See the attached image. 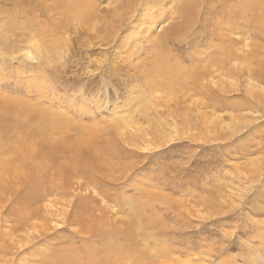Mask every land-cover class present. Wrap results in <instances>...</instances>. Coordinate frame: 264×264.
<instances>
[{
    "label": "rangeland",
    "instance_id": "rangeland-1",
    "mask_svg": "<svg viewBox=\"0 0 264 264\" xmlns=\"http://www.w3.org/2000/svg\"><path fill=\"white\" fill-rule=\"evenodd\" d=\"M32 1L24 11L19 0H0V112L4 114L0 116V149L2 141L7 148L15 142L14 116L24 109L33 108L28 116L40 110L50 122L47 127L42 124L31 127V139L28 143L26 137L23 139L30 150L23 149L25 144H18L7 152L0 150V172L5 174L3 169H9L5 175L13 189V192L8 191L7 197H2L0 191V212L5 217L14 218L18 213L27 218L21 222L24 230L15 231L20 222L13 220L7 227L2 225L5 231L0 235L6 239L11 253L7 257L0 256V262L11 258L13 264H52L50 258L55 253L70 250L68 243L74 236L71 228L47 234L43 223L49 222L51 215L44 211L42 217L46 219L37 220L35 213L32 218L24 208L17 209L19 197L29 189L27 178L32 173L27 171L37 166L44 178L39 183L45 182L46 168L49 175L45 186H61L48 197L58 204L57 208H62L63 186L56 179L52 180L51 175L90 187V199L86 201L91 209L85 208L89 213L81 210L80 217L74 219V227L82 232L77 236L90 241L84 233L93 226L91 214L103 215L98 219L110 231L112 244L118 248L117 256L121 257L118 262L264 264L261 258L264 256V169L256 172L257 162L264 159V114L245 109L244 86L239 88L243 93L239 91L234 96L236 91L228 95L222 92V95L221 91L212 92L193 79L186 87L180 84L184 89L176 82L179 93L173 94L175 87L162 82L164 74L159 64H155L157 59L153 53L164 39L162 27L176 23L178 20L174 18L177 13L180 15L178 10L183 1L193 0H144L148 1L149 8L143 16L149 14L151 20L154 15L158 16V24L143 25L146 21L142 18L137 21L131 18L120 28L119 22L107 23L109 14L105 0H91L97 3V10L90 0H83L80 7H73L66 15L60 8L67 0ZM45 1L54 4L46 9ZM196 1L198 13L188 26L178 28L177 32L178 40L189 39L176 50V58L164 60L166 70L183 67V74L192 71L195 51L209 52V59L212 52H219L211 46L217 41L213 37L215 23L224 21L228 26H235L238 22V15L231 13L230 8L236 4L234 0ZM259 1L255 0V14L263 19L264 1ZM81 13L88 14L85 20L80 19ZM97 21L101 27H108L113 37L104 42L99 40L96 35L104 33L99 31L98 34L92 26ZM260 26L258 22L255 30ZM238 32L237 37L241 39L243 35ZM260 37L252 39L264 45V37ZM257 54L262 58L258 55L259 59L253 61L259 81L264 80V48L257 49ZM213 76L215 81L212 77L208 79L220 81L218 74ZM153 82L159 83L156 88L151 85ZM213 94H220V98L212 101ZM225 96L231 101L224 102ZM3 110L10 111L4 113ZM128 120L135 125L125 122ZM237 120L248 127L239 137H231L227 132L237 127L233 125ZM50 124L58 131L50 129ZM37 131L41 139L58 138L71 144L80 136L90 139L91 147L86 152L94 156V163L102 166L101 174L95 168L93 172L74 166L73 171L69 169L68 174L63 175L68 158L52 154L45 140L42 142L38 136H33ZM92 179L97 186L102 183L101 191ZM100 192L102 195L97 198ZM105 200L117 208L96 212L93 205L97 202L106 205ZM124 217L133 225L124 224ZM32 227L39 237L34 242L42 240L35 246L29 237L34 233L29 232ZM24 243L27 245L22 246ZM78 244L81 247L82 244Z\"/></svg>",
    "mask_w": 264,
    "mask_h": 264
},
{
    "label": "bare ground",
    "instance_id": "bare-ground-1",
    "mask_svg": "<svg viewBox=\"0 0 264 264\" xmlns=\"http://www.w3.org/2000/svg\"><path fill=\"white\" fill-rule=\"evenodd\" d=\"M220 1L223 2V0H220ZM261 1H259V2H261ZM19 2L22 5L23 10L26 11L27 4L29 5L30 4L29 2H33V1L32 0H19ZM104 2H105L104 4L107 6L106 12H108V14H109V17L107 19V23L110 20L113 24H116L117 22H119L120 23L118 26L119 28L121 27L122 23H125L127 20H130L131 18H132V20L134 19L136 21L139 20L140 18H142L141 19L142 21H144V22L146 21L143 25H145L146 23H148L150 25H152V24L155 25L157 23L158 16L155 17V15H154L152 20L149 19L151 17L149 14L148 15L146 14L145 16H143V12L144 11L146 12L149 8V6L146 5L148 1L146 2L144 0H105ZM234 2H236V4L230 8L232 9L231 13H235L236 15H238V22L236 23V25L235 26H232V25L228 26L226 22L224 23V21H220V22L218 21L219 23L218 22L215 23V27L213 30V37L218 42L213 41L211 46L212 47L215 46V48L219 52L218 53L212 52L210 59H209V52H202L200 50L195 51L194 56H196V57L195 58H194V56L192 57L193 63L191 65V68L193 70L189 71V72H184L185 74H183V72H182L184 70L183 67L178 68V69L175 68L176 69L175 71H171L170 69L166 70L165 67L167 65H166V62H164V60H169V59L172 60V59L176 58V55L174 54L176 52V50L183 47L182 44L189 39V37L188 38L185 37L181 41L178 40V38H177L178 28L184 27L185 25L188 26L189 24H187V23L193 20L195 13H198L197 5H199V3L196 0L188 1V2L183 1L184 4L181 5V8L178 10L180 15L177 13L176 17L174 18V20H178V21H176V23H174V24H171V25L169 24V26L166 28L162 27L163 28L162 30L164 33V39L162 40V42L159 46L158 45L156 46V48H155L156 52L153 53L154 56L156 55V59H157L155 61V64H157V65L159 64L158 67L161 69V71L164 74V77L162 78V82L163 81L166 82L167 85H169L168 87H170V86L172 87V85L175 87L172 90V92H174L173 94H175L177 91L179 93V90L177 88L178 85H176V82L179 84V86H180V84L181 85L183 84L184 85L183 87H186L187 82H191L190 80H193V79H195L193 81L197 80L198 82L203 84V87L207 86L209 89L212 90V92L221 91V93L219 92L220 94H222V92H224V94L227 92V95H228L229 93L231 94V93L236 91L234 96L238 95V92L241 91L239 88L241 86H244L245 91H244V99L242 100V102H244L245 103L244 105L247 106V108H245V109L252 110V111L255 110L256 114H261V112L264 114V88L263 89L261 88L262 86H264V85H262L264 80L260 79L259 81H257V79H256V68L257 67L254 65V62H253L254 59L258 58L257 56L259 55V54L255 55L257 49L264 48V45H261L260 43L254 42V41H257V40H255L256 39L255 36L259 35V36H261L260 38L264 37V18L262 19L260 16L259 17L261 19L257 18L256 14H255L256 13V11H255L256 6L255 5L257 3L255 2V0H234ZM90 3H91V0H90ZM53 4L45 1V4L43 6H45L46 9H50L48 6L53 5ZM62 4H64V2ZM82 4H83V0H75V2H74V0H67V3L64 5V7L62 6L60 9L62 10V13L64 15H66L67 12L69 13L70 11H73V7H76L78 5L80 7ZM69 5H71L72 7H69ZM91 5L95 6V10H97V3L96 4L91 3ZM149 5H150V3H149ZM226 7H229V5L225 6L224 10L226 9ZM158 8L160 9V7H158ZM158 8H156V9H158ZM27 11L29 12V9H27ZM151 13H152V11H151ZM80 15H82V16H79L80 19L85 20V17L88 14L81 13ZM156 15H157V13H156ZM262 15L264 16V12L262 13ZM117 18H119V20ZM247 19H248V21H247L248 24L247 23L244 24V21H246ZM101 20H103V18H101ZM158 20H160V19H158ZM99 21H97L98 24H100ZM258 22H259V25H261V26L258 30H255V26L258 24ZM97 23H94V25H92L95 28L96 32L98 34H100L99 31H102V33H104L103 36L96 35V37L99 40L104 42L105 40H109V37H113L112 36L113 34L110 32L108 27H105V26L101 27V24L99 26ZM161 23H162V21H161ZM161 26H163V25H161ZM141 27L142 26H139L140 29H141ZM123 30H124V28H123ZM130 30H128V32ZM238 31H240L242 33L241 35H243V37L241 39H239L237 37V36H239ZM193 33L195 34L196 31H193ZM134 34H135V31H134ZM196 37L197 36H195V38ZM252 38H255V39H252ZM135 40H136V38H135ZM106 42H108V41H106ZM156 42H158V41H156ZM227 42H229V43L226 46ZM215 43H217V44H215ZM197 46H199V44L196 45V47ZM125 51H126V49H125ZM128 51H129V49H128ZM240 52H242V53H240ZM129 55H130V53H129ZM174 55H175V57H174ZM260 58H261V56H260ZM197 60H198V62H197ZM152 62H153V60H152ZM178 62L180 64H182V61L181 62L178 61ZM260 62H262V60ZM150 67L152 69V66H150ZM204 68L206 71L203 70ZM162 69H165L166 71L165 70L163 71ZM260 69H263V68H260ZM214 74L219 75L220 81L218 80V82L217 81L214 82L215 81V78H214L215 76H213ZM170 75L172 76V78L170 77ZM208 77H212L211 79L212 80L214 79V81H210L211 79H208ZM216 77H218V76H216ZM159 81H161V80H159ZM157 84H159V83L153 82L151 85H153L156 88ZM180 88H182V87L180 86ZM204 88H206V87H204ZM182 89H184V88H182ZM257 89L260 90V92L258 94L256 92ZM241 93H243V92L241 91ZM218 96L213 94L212 95V98H213L212 101H215L217 98H220ZM231 97H233V96H231ZM214 98H216V99H214ZM223 99H224L223 100L224 102L228 101V100H229L228 102L231 101L229 96L228 97L225 96ZM237 100H239V99H237ZM246 101H248V102L250 101V104H248ZM239 105H241V104H239ZM26 107H29V106H26ZM30 107H32V106L30 105ZM219 108H221V107H219ZM14 109H16V108H14ZM28 109H24L23 111L19 110V112L21 111L20 113L16 112L17 115L14 116L15 122H16L15 124L17 125V127H15V142L7 148L5 145V142L2 141L1 143L3 145H2V149H0L1 152H7L9 149H13L18 144H25L23 146V149L25 151L30 150V149H28V146L26 145V143L24 142L23 139H25V137H26L27 143H28L29 139H31V137H32L31 136L32 133L30 131L31 127H34L35 124H40V125L42 124L45 127H47L49 125L50 121H48L46 119V116H44L40 110H37L36 113L28 116L30 113H32V111H34V110H32L33 108L31 109L32 111L28 110ZM9 111L10 110H3L4 113H7V112L9 113ZM2 115H4V114L2 112H0V116H2ZM243 119H246V118H243ZM58 120H59V118H58ZM249 121H251V120H249ZM125 122L126 123L129 122L130 124L135 125V122L131 121V120H128ZM234 124L237 125V127L235 129H233V127H232V128H230V130H228L229 132H227L228 134H231V137H236V136L239 137L240 132H242L243 129H246L248 127L247 124L246 125L244 123L239 124L238 120L234 121L233 125ZM39 127H43V126H39ZM51 127H52V130L58 131V129L55 126H53V124L52 125L50 124V129H51ZM131 127L135 128L133 125H131ZM80 129H81V127H80ZM139 132H141V131H139ZM21 134H26V135L24 137H22ZM37 134H38V131H37V133H33V136L39 137V134L41 135V133H39L38 135ZM35 139H34V141H35ZM41 140H42V142H44V140H45V146H47V148H49L51 150L52 154L61 155L62 157L66 156L68 158V162H66L68 166L65 167L64 169H62L63 175L68 174L69 169H70V171H73L72 167H74V166L81 169V170L83 169L84 171L85 170H87V171L91 170L94 172V170H95L101 174L102 166L97 164L96 162L94 163V160H93L94 156L93 155L91 156L86 152V151H88L87 150L88 147L89 148L91 147L89 145L90 139H87L85 137L80 136L77 139H75L72 144L70 142L67 143V142H64L62 140H59L58 138L57 139H48V140H46L44 138ZM30 142H32V141H30ZM39 142L37 141V143H39ZM33 143H32V146H33ZM29 145H31V144H29ZM31 151H32V149H31ZM24 153H26V152H24ZM46 154L47 153H45V155ZM15 155H17V154H15ZM42 157H43V155H42ZM16 160H17V158H16ZM259 162L260 163L257 162L258 168H257L256 172H259L261 169H264V159H262V161L260 160ZM2 163H5V161ZM58 166H59V164H58ZM105 166H107V165H105ZM37 169H38L37 166H35L34 170L28 169L27 173L28 172L32 173L30 175V178H27V179H29L28 180L29 181V183H28L29 189L27 191H25L26 194L24 192V194L19 197V199H18L19 200L18 201L19 206L17 209H19V207H20L23 210V208H24L26 211L29 212V213L27 212L29 215L31 214L32 218L34 215V214L32 215V213H35V216L37 217V218L36 217L35 218L37 220H45L46 219L45 217H42V213L44 211L48 215H51V217L49 216L50 217L49 220L50 219L51 220L49 222H48V220H45V223H43V225L45 226L43 228V230L45 232H47V234L52 233V232L55 233V232L59 231L58 229L61 230V229H65V228H71L70 230L74 234L73 237H70V243H68V245L70 244V250L66 249L64 251V253H59V252L55 253V255H53L50 258V262H52V264H127L125 262H118L121 258V257L117 256L118 248H117V246L114 247L112 244L113 238H111L110 231L108 232V230H106L104 225L100 223V221H102V220L100 219V221H99V219H98V217L102 218L103 215L102 216L96 215L97 211L98 212L99 211L105 212V211L109 210V208L115 209V208H117L116 205L114 206L113 203H107V201L105 200L106 205L108 206L107 207L106 205H104V202L101 204L100 202H97L98 200L96 201L98 204L95 206L93 205V208L96 211L95 212L96 214H91L92 218L90 219L91 220L90 222L92 223L93 226L88 228V229H90V231H86L84 233L85 235H87L86 237H88L90 240V241H87V238H82V237L77 236L79 233L82 234V232L77 227L76 228L74 227V219L77 217H80L79 212L81 210H84L86 213H89V210H87L85 208H89L88 206L90 205L86 201V200L90 199V197L88 195L90 193L89 192L90 187H88L82 183H79V182L76 184H74L73 181L71 182L68 180L65 182V180L59 179L58 176L51 175V178H53L52 180L56 179L59 182V184L63 186V190L60 194L63 198L62 202L60 203L62 208H57L58 204L53 203L54 200L48 199V197H50L51 194H54V192H58L59 187H61V186H59L58 184H56L54 187H50V186L46 187L45 186L46 179L49 175V172L46 168H45V182L39 183V182H42L44 180V178H42V176H41L42 171H39ZM253 169H255V168H253ZM8 170L9 169H7V168L3 169L5 174H8V172H9ZM5 174L0 172V191L2 192V197H4V195H6V197H7V193L13 192L12 185L10 184L11 182L9 183V179H7L8 175H5ZM51 174H53V173H51ZM103 175L105 176V173H103ZM71 176H73V175H71ZM105 177H107V175ZM99 179L101 180V178H99ZM36 181H37V184H36ZM101 181H103V180H101ZM93 182H94V180H93ZM101 184L97 186L96 183L94 182V186H97L98 188H100V191L102 188ZM42 185H44V186H42ZM96 195H98V196H96L98 198L100 195H102V192H100L99 194H96ZM94 196H95V194H94ZM100 201H102V199ZM0 204H1V202H0ZM98 205H100L99 206L100 208L98 207ZM63 206H65V207H63ZM97 207L99 209H97ZM89 209H91V208H89ZM14 211H16V210H14ZM30 211H32V212H30ZM109 211H111V210H109ZM41 218H43V219H41ZM28 219H29V217H28ZM10 220H13L14 222L15 221L20 222L19 227H18V225H17V227L15 226V231L18 230L19 228L24 230L25 226H23V224H21V222L27 220V218L19 216L18 213H17V215L14 216V218L11 216L5 217L3 215V212H0V234L5 231V229H3V227H2V225L7 227L6 224L9 223ZM122 220H123L124 224H126L128 227L133 225L132 221L130 219H127L124 217ZM29 229H28L29 232L30 231L34 232L33 227L29 228ZM31 234L29 235V237H30L32 242L36 241L39 238L37 236L36 232L31 233ZM9 237H11V235ZM12 237H13V235H12ZM6 238H7V236H6ZM77 238L80 240L79 242L75 241V239H77ZM16 240H17V238H16ZM96 240H98V242H97L98 244H94V242ZM11 241H13V239ZM41 242H42V240L39 242H36V243L34 242L35 243L34 246L41 243ZM133 242H135V241H133ZM78 243L82 244L81 247L77 246ZM25 245H27V244L24 243L22 246H25ZM9 247L10 246H9V244H7L6 239L5 238L3 239L0 235V256L1 257L2 256L7 257L11 253V250ZM28 247H29V245L24 247V249H26ZM52 252H54V251H52ZM112 257H114L113 260H112ZM69 258L74 260V262H70L71 260ZM261 258L264 261L263 255ZM68 259H69V261H68ZM85 259H87V262L84 261ZM11 261L12 260L10 258V260H8V262H0V264H13V262H11Z\"/></svg>",
    "mask_w": 264,
    "mask_h": 264
}]
</instances>
